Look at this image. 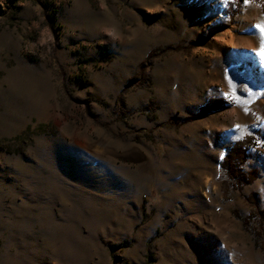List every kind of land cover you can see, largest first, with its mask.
<instances>
[{"label": "rangeland", "instance_id": "rangeland-1", "mask_svg": "<svg viewBox=\"0 0 264 264\" xmlns=\"http://www.w3.org/2000/svg\"><path fill=\"white\" fill-rule=\"evenodd\" d=\"M227 7L0 0V264H264V0Z\"/></svg>", "mask_w": 264, "mask_h": 264}, {"label": "trees", "instance_id": "trees-1", "mask_svg": "<svg viewBox=\"0 0 264 264\" xmlns=\"http://www.w3.org/2000/svg\"><path fill=\"white\" fill-rule=\"evenodd\" d=\"M14 2L18 0H12ZM243 0H225V6L228 5L227 8L232 7L233 5H241ZM204 37L199 38L198 40H193L191 41V46H196V45H205L206 42ZM171 47V46H170ZM155 54V51L152 50L149 52L147 59L152 57ZM144 62L142 63L141 70L142 73H144ZM135 81V78L132 77L127 86L130 85ZM225 100L223 98H210L207 99L203 104L199 106V109L196 113L193 115H189L183 119V121H191L193 119L203 117L207 113L222 108L225 105ZM174 119V118H172ZM246 159V155L242 147L240 146H233L230 150L229 153L225 156V159L222 161V164L225 166L227 169V172L231 178V180L235 183L232 184L235 189H240L244 183H248L249 180H251L250 174H245L240 170V164L243 163ZM238 183V184H237ZM254 196V195H253ZM145 201H148L147 198L145 197ZM251 213L249 214L248 218H251ZM248 220V219H246Z\"/></svg>", "mask_w": 264, "mask_h": 264}, {"label": "snow or ice", "instance_id": "snow-or-ice-1", "mask_svg": "<svg viewBox=\"0 0 264 264\" xmlns=\"http://www.w3.org/2000/svg\"><path fill=\"white\" fill-rule=\"evenodd\" d=\"M256 28H258L261 33H264V24H257L255 25ZM259 55L264 57V45H262L261 49H260V52H259ZM227 95V94H225ZM245 111H247V109H245ZM241 126L240 125H236V128H240Z\"/></svg>", "mask_w": 264, "mask_h": 264}]
</instances>
